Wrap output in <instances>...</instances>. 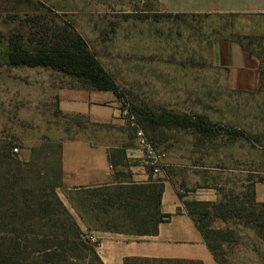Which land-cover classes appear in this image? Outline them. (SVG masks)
<instances>
[{"label":"rangeland","instance_id":"1","mask_svg":"<svg viewBox=\"0 0 264 264\" xmlns=\"http://www.w3.org/2000/svg\"><path fill=\"white\" fill-rule=\"evenodd\" d=\"M219 26L217 17L164 12L156 0H0V155L10 156L0 161L1 247L16 246L19 250L12 254L29 263L46 257L40 250L48 243L62 242L63 214L49 188L61 184L59 151L64 140L105 142L118 163V180H129L131 166L143 164L149 170L138 145L140 132L163 155L161 172L150 178L165 180L186 197L182 208L192 197L220 203L211 206L209 219L210 227L221 233H210L208 239L218 264H264V202L254 195L255 188L264 191V131L255 134L243 128L251 118L254 92L229 87L230 74L212 56L210 41L218 38ZM73 34L84 39L121 92L120 97L98 90L80 95L106 98V104L118 109L114 121L93 123L60 111V96L84 90L87 83L50 67H15L5 61L11 44L32 51ZM141 110L204 116L219 128L208 133L193 126H151ZM127 151L140 156L128 157ZM15 160L25 185H16ZM54 192L75 220L86 224L82 230L87 239L122 214L111 208L103 214L99 203L92 208L82 189L61 186ZM48 208L54 212L49 220L43 217ZM24 209L42 217L21 221ZM56 254L62 258L61 250ZM74 258L78 263L91 261L76 253Z\"/></svg>","mask_w":264,"mask_h":264},{"label":"crops","instance_id":"2","mask_svg":"<svg viewBox=\"0 0 264 264\" xmlns=\"http://www.w3.org/2000/svg\"><path fill=\"white\" fill-rule=\"evenodd\" d=\"M159 8L171 14L202 15L219 18L218 38L210 41L212 56L230 74L228 86L234 90L254 92L250 96L251 118L243 128L251 133L264 131V0H156ZM67 90L60 96L58 107L66 114L86 116L93 123H107L118 117V109L106 104V98H83L94 92ZM110 92V91H109ZM112 93V92H111ZM113 94V93H112ZM111 96H107L110 98ZM245 120V119H243ZM263 134V133H262ZM133 149V148H132ZM141 152V151H140ZM109 146L88 139H68L59 151L60 179L66 190L115 184L114 169L108 160ZM128 157H139L127 151ZM129 180L134 183L152 181L151 172L143 164L131 166ZM160 211L170 214L158 224L153 235H133L95 230L96 252L104 264H123L124 257L198 260L202 264H218L192 218L182 208L175 187L162 180ZM255 198L264 202V191L254 189ZM198 200L199 197H192ZM177 208L180 212L176 213ZM80 228L86 224L77 220Z\"/></svg>","mask_w":264,"mask_h":264},{"label":"trees","instance_id":"3","mask_svg":"<svg viewBox=\"0 0 264 264\" xmlns=\"http://www.w3.org/2000/svg\"><path fill=\"white\" fill-rule=\"evenodd\" d=\"M5 61L10 66H27V67H50L63 74L70 75L76 79L87 83L89 88L98 91H110L116 97H120V88L109 73L103 68L99 60L89 51L84 39L79 34L67 35L62 37L54 46L48 47L42 45L36 47L32 51L25 50L17 44H11L6 52ZM137 114V110L132 108ZM145 117V122L148 125H178L183 127H196L201 132H214L215 128H219L207 120L204 116H179L173 113L154 114L149 110H141ZM229 133L245 137V132L241 130H230ZM125 157L124 150L120 151ZM8 155H0V161L8 159ZM108 160L113 169L118 165L114 162L109 154ZM14 168L19 174L16 185H25V178L20 173L21 167L18 160L14 161ZM60 173V167H59ZM115 184L101 185L89 188H81L86 197L92 200L89 204L92 208H96L99 203L100 211L103 214L109 213V208L114 211H120L122 214L105 221L100 228L96 230L119 232L133 235H153L157 232L158 224L166 221L170 214L160 211V200L163 190V183L157 181H149L146 183H134L132 180H118L119 173H114ZM128 176V177H127ZM127 178H130L127 175ZM49 188L55 198L56 205L59 206L63 214V220L60 228L62 242L58 245L47 244L42 248L44 258H33L27 263L25 257L16 258L12 253L14 250H19L16 246L13 248H3L0 246V264H104L96 252V244H92L86 237L85 232L80 228L75 218L56 196L54 189L61 187L62 184H51ZM80 189V190H81ZM77 190V189H76ZM141 203H144L141 206ZM218 204L208 201H187L185 202V211L194 221L196 228L201 234L206 246L213 255V245L209 242L210 233H221L219 230L210 227L209 217L212 215L211 206L215 208ZM264 205V203H263ZM202 206L201 209L197 207ZM152 209V212L147 210ZM145 209V212H141ZM29 209L21 210L23 216L18 219L21 221H31L33 217L40 219L42 216L26 212ZM177 208L176 213L180 212ZM54 215L51 208H48L43 217L48 220ZM223 217V214H216ZM127 226V228H124ZM57 249L62 251V258L56 254ZM21 250H26L25 246ZM75 253L78 257L82 255L84 258H90V262H74ZM56 255L57 257H55ZM217 261V260H216ZM123 264H202L198 260L187 259H167V258H147L138 256H127L123 259Z\"/></svg>","mask_w":264,"mask_h":264},{"label":"built area","instance_id":"4","mask_svg":"<svg viewBox=\"0 0 264 264\" xmlns=\"http://www.w3.org/2000/svg\"><path fill=\"white\" fill-rule=\"evenodd\" d=\"M138 145L142 147L145 151L144 154H146L147 157V164L148 168L153 175H156L157 173L161 172L160 167L162 166L163 161V155L160 153H157L151 146L150 142L143 136L141 133H138ZM17 148H14V151H16ZM89 241L94 242L95 239L92 236L88 237Z\"/></svg>","mask_w":264,"mask_h":264}]
</instances>
